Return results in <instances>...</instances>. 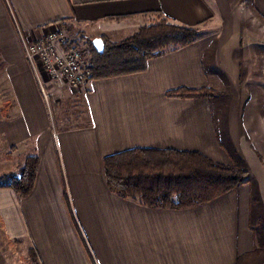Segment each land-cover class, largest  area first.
Masks as SVG:
<instances>
[{
    "label": "crops",
    "instance_id": "0c3cea01",
    "mask_svg": "<svg viewBox=\"0 0 264 264\" xmlns=\"http://www.w3.org/2000/svg\"><path fill=\"white\" fill-rule=\"evenodd\" d=\"M61 19L90 58L87 38L117 42L162 19L197 39L82 88L43 77L46 98L24 42ZM181 87L214 93L167 95ZM137 147L243 164L250 182L193 208L142 206L103 171L105 156ZM31 154L39 166L21 198L5 185ZM0 155V264L15 244L41 264H234L254 245L250 196L264 203V0H0Z\"/></svg>",
    "mask_w": 264,
    "mask_h": 264
},
{
    "label": "trees",
    "instance_id": "16d2710c",
    "mask_svg": "<svg viewBox=\"0 0 264 264\" xmlns=\"http://www.w3.org/2000/svg\"><path fill=\"white\" fill-rule=\"evenodd\" d=\"M55 22L65 27L67 32L73 30L62 19ZM196 39V28L177 25L167 19L142 25L120 42L105 41L102 52L96 51L87 38L92 52L90 79L142 72L148 59L191 44ZM213 93L207 87H181L168 91L167 95L202 97ZM38 166L39 157L28 155L18 173L8 177L5 187L11 188L18 197H27L34 187ZM103 171L109 190L117 196L149 208L177 210L211 202L248 178L247 170L216 162L199 151L149 147L105 156ZM64 187V196L72 213L66 183ZM30 252L41 264L37 251L32 248ZM238 261L239 257L234 264Z\"/></svg>",
    "mask_w": 264,
    "mask_h": 264
},
{
    "label": "built area",
    "instance_id": "2783aa9c",
    "mask_svg": "<svg viewBox=\"0 0 264 264\" xmlns=\"http://www.w3.org/2000/svg\"><path fill=\"white\" fill-rule=\"evenodd\" d=\"M69 42L65 30L57 25L42 36L24 42L25 56L46 98L49 95L44 89L43 77L72 88H82L88 83L92 59L87 56V47L83 42Z\"/></svg>",
    "mask_w": 264,
    "mask_h": 264
},
{
    "label": "rangeland",
    "instance_id": "374dc122",
    "mask_svg": "<svg viewBox=\"0 0 264 264\" xmlns=\"http://www.w3.org/2000/svg\"><path fill=\"white\" fill-rule=\"evenodd\" d=\"M154 23H156V22H154ZM56 25L58 27L60 26L61 28H63V26L58 24V23ZM137 29L132 31L131 34L124 37L122 40L131 36ZM65 32H66L67 37L71 40H74L76 38H80L79 32L75 29H73L70 32H67L65 30ZM124 34H126V33H124ZM122 36H124V35H122ZM105 39H106V42H108V41L111 42L109 36H105ZM122 40H119L117 42H120ZM79 43H82L81 40L79 41ZM46 93H48V92H46ZM26 157H23L22 164H23ZM2 159H3V157L0 155V161H2ZM226 165H228V164H226ZM238 165L242 169H245L248 171V178H247L246 182H244V183H249L250 182L249 176L252 173H250L249 170L247 168H245V166L243 164L240 165L238 163L236 166H238ZM4 170H5V167L3 165H0V174ZM5 179L6 178H4L3 176L0 177V182L5 180ZM7 182H8V179H7ZM249 206H250L249 223L251 224V231L253 233L254 245L250 251L239 256L238 264H264V203L262 202V200H260L258 194L257 195H251ZM14 246H15L14 248H12V246H11V248L7 247L8 248L6 250V252H7L6 253L7 264H38L37 260L31 256V252H30L31 248H29L26 251L24 246L22 248L19 247L18 244H15Z\"/></svg>",
    "mask_w": 264,
    "mask_h": 264
},
{
    "label": "water",
    "instance_id": "95a60500",
    "mask_svg": "<svg viewBox=\"0 0 264 264\" xmlns=\"http://www.w3.org/2000/svg\"><path fill=\"white\" fill-rule=\"evenodd\" d=\"M92 43H93V46L95 47V49L97 51H99V52L103 51L104 45H103V42L100 38L93 39Z\"/></svg>",
    "mask_w": 264,
    "mask_h": 264
}]
</instances>
